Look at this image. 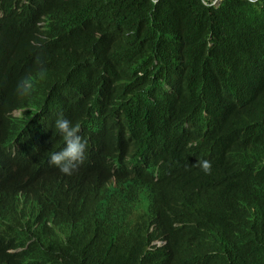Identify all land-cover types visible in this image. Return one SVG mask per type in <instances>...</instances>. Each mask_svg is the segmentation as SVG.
Wrapping results in <instances>:
<instances>
[{
	"label": "trees",
	"instance_id": "1",
	"mask_svg": "<svg viewBox=\"0 0 264 264\" xmlns=\"http://www.w3.org/2000/svg\"><path fill=\"white\" fill-rule=\"evenodd\" d=\"M212 1L0 0V189L58 171L48 157L63 147L53 126L59 115L78 123L86 141L84 164L63 174L70 180L85 177L92 153L104 165L130 172L135 159L145 160V200L177 197L156 192L174 189L172 168L183 194L197 189L203 174L221 189L241 183L245 171L264 180L254 146L264 154V99H252L263 77L258 58L264 51V0ZM24 84L30 87L22 94ZM184 118L226 130L209 142L185 129ZM104 138L124 143L132 156L112 158L108 146L93 152ZM208 157L213 161L205 173L198 162ZM23 206L15 225L0 221V248L21 264H121L126 254L158 264V250L145 252L142 239L100 238L85 227L72 254L51 253L52 247L37 251L22 230L32 212ZM179 218L177 210L170 213L172 232L180 229L173 226ZM151 226L155 230L153 219ZM219 229L216 250L235 225L226 218ZM0 263L7 264L2 256ZM214 263L220 264L218 256Z\"/></svg>",
	"mask_w": 264,
	"mask_h": 264
},
{
	"label": "clouds",
	"instance_id": "2",
	"mask_svg": "<svg viewBox=\"0 0 264 264\" xmlns=\"http://www.w3.org/2000/svg\"><path fill=\"white\" fill-rule=\"evenodd\" d=\"M220 1L222 0H213L210 5H218ZM259 56L264 57V51ZM261 57L258 58V63L263 77L255 95H252L254 101L264 99V58ZM29 87L30 85L24 84L22 94ZM53 126L64 142L59 151L50 152L48 157V163L58 171H44L18 187L0 189V221L15 225L18 222L17 209L24 207L23 205L32 208L22 224V230L27 241L37 251L39 248L52 247L51 253L72 254L80 237V230L85 227L100 238L122 234L130 239H142L145 252L151 248L158 250V264H215L216 256L220 258V264H264V180L256 172H243L242 182L234 181L226 189L206 183L203 174L199 187L190 194H183L175 186L176 168H172L169 175L173 179L174 189L162 186L156 192L175 193L178 194L177 197L169 200L156 196L150 198L151 202L148 204L142 197L146 186L144 176L149 169L145 160L135 159L136 168L130 172L131 169L117 170L115 165L106 166L92 153L91 164L83 179L70 180L63 177V174L71 175L76 172L86 161V141L80 135V125L63 115L57 116ZM183 127L195 131L197 135L203 133L209 142L220 139L217 135L220 128L226 130L219 124L209 126L208 129L201 128L196 121L186 118L183 119ZM259 139L264 146L263 130ZM105 146L114 152L112 158L116 153L132 156L127 145L109 138L100 140L93 152L101 151ZM254 146L264 157L260 149ZM200 154H203L202 149ZM211 161V157L200 160L199 167L207 173L211 168ZM40 176L41 180L38 181ZM71 184L76 187L75 190ZM126 187L134 191L125 189ZM108 188L112 192L106 191ZM69 191H73L71 197L64 196V192L70 193ZM113 198L117 201H113ZM71 200L78 204L73 205ZM174 210L180 216V222L176 226L180 229L176 232H172L168 220ZM69 216L73 217L71 224L67 223ZM226 218L233 221L235 229L221 249L216 250L214 246L220 234L219 223ZM152 219L155 230L151 226ZM0 231L5 233L4 230ZM160 237L165 240L164 245L158 242ZM1 256L7 264H21L2 248ZM166 257L172 258L166 262ZM121 258L125 261H120L121 264H142L144 261V256L137 258L126 254Z\"/></svg>",
	"mask_w": 264,
	"mask_h": 264
},
{
	"label": "bare ground",
	"instance_id": "3",
	"mask_svg": "<svg viewBox=\"0 0 264 264\" xmlns=\"http://www.w3.org/2000/svg\"><path fill=\"white\" fill-rule=\"evenodd\" d=\"M263 10V9H262ZM240 26V25H239ZM261 154V153H260ZM25 158V157H24ZM26 160V159H25ZM261 162H264V159H263V156H262V160H261ZM260 161H259V163L260 164H262ZM264 164V163H263ZM126 166V165H125ZM129 167V166H128ZM119 168V167H118ZM130 168H132L131 166H130ZM134 169H135V167H134ZM132 170V169H131ZM42 176H44V175H42ZM45 176H48L47 174L45 175ZM1 177V176H0ZM57 187V186H56ZM106 191H109V192H112V190H110V188H108V189H106ZM146 193H148V191L146 190L145 191ZM103 199V198H102ZM104 200V199H103ZM113 201H117V199L116 198H113ZM147 202H148V204H150V202H151V199L150 198H147ZM97 206H100V204H98ZM57 209V208H56ZM149 211L151 212V213H153L152 212V210H151V208H149ZM73 219V217H71V216H69L68 218H67V223L68 224H71V220ZM56 223H58V221H55ZM179 222H180V218H179V220L177 221V222H175L174 224H173V226L174 227H176L178 224H179ZM79 223V222H78ZM13 233V232H12ZM2 234V233H1ZM4 234V233H3ZM37 235H40L41 236V234H37ZM3 237V236H2ZM1 237V238H2ZM9 239H11V238H9ZM2 241H3V238H2ZM20 242V241H19ZM22 242H24V241H22ZM159 243H161V244H165V240L164 239H162V241H159ZM22 244H25V243H21V245ZM16 246H18L17 244H15ZM29 245V244H28ZM16 246H15V248H16ZM24 246V245H23ZM21 247V246H20ZM24 247H26V246H24ZM164 247V246H163ZM165 248V247H164ZM26 249V248H25ZM199 252H201V251H199ZM172 258V257H171ZM54 263H55V261H54ZM51 264V263H50ZM56 264V263H55Z\"/></svg>",
	"mask_w": 264,
	"mask_h": 264
}]
</instances>
